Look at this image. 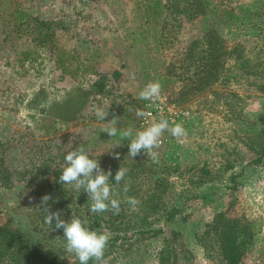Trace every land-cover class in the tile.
<instances>
[{
    "label": "rangeland",
    "instance_id": "rangeland-1",
    "mask_svg": "<svg viewBox=\"0 0 264 264\" xmlns=\"http://www.w3.org/2000/svg\"><path fill=\"white\" fill-rule=\"evenodd\" d=\"M202 1L162 0L154 10V0H0V228L53 250L60 264H79L63 230L38 210L49 195L62 219L73 213L110 237L106 264H158L159 255L170 263L175 251L177 264H224L215 223L256 221L240 264H264V0H210L211 14ZM16 8L28 14L24 24ZM211 31L223 69L207 78L202 40ZM149 81L161 83L187 130L178 147L164 133L156 162L143 150L128 156L130 141L119 135L146 127L137 110ZM97 108L109 112L105 121ZM113 116L120 122L111 138ZM79 146L112 172L119 214L91 213L83 189L48 187ZM121 166L128 172L116 185Z\"/></svg>",
    "mask_w": 264,
    "mask_h": 264
},
{
    "label": "clouds",
    "instance_id": "clouds-1",
    "mask_svg": "<svg viewBox=\"0 0 264 264\" xmlns=\"http://www.w3.org/2000/svg\"><path fill=\"white\" fill-rule=\"evenodd\" d=\"M162 85L159 81H149L139 92V99L146 101L158 100L161 96ZM96 117L105 121L109 115L103 108L95 110ZM144 112L137 110L138 117H144ZM120 122V118L113 116L108 122L111 127L105 129L111 138L118 135L116 125ZM168 132L178 141L187 136V130L182 123H175L170 126V122L161 117L159 120H153L147 127L140 130H133L131 127L120 129L119 135L122 139L130 141L128 156L133 159L141 154H145L149 160L156 162L158 160V151L161 144V137ZM120 146L119 144L116 147ZM93 154L87 152L83 146L76 147L69 151L65 156V166L62 174L59 176V182L63 185H69L74 191L83 189L88 194L89 211L91 213H104L112 211L119 214L121 201L116 198L118 193L113 192L109 184L112 172L105 173L101 167L99 160L90 158ZM114 158L119 159V153H114ZM128 169L120 167L115 174V184L120 185L127 175ZM124 193L129 191L125 184ZM51 199L49 195L42 198L41 206L38 210L45 216V223L49 226L55 221V229L63 230V237L66 241L65 250L69 254H74L79 264H89V261H95V264H106L104 259L105 250L108 246L110 237L99 230H90L85 226V222L72 213L70 221H65L61 217L60 212H52L48 207V201ZM126 203L130 205V211H136L139 200L136 197H126ZM71 208V205H69Z\"/></svg>",
    "mask_w": 264,
    "mask_h": 264
},
{
    "label": "trees",
    "instance_id": "trees-1",
    "mask_svg": "<svg viewBox=\"0 0 264 264\" xmlns=\"http://www.w3.org/2000/svg\"><path fill=\"white\" fill-rule=\"evenodd\" d=\"M179 1L184 2V0ZM210 6H212L210 0L202 1L201 7L207 10L210 14L213 12L215 13L217 10L214 7H212L214 9L209 10L208 8ZM153 7L154 10H160L162 8V0H154ZM155 13L158 14V11H155ZM14 16L19 24H24L28 14L16 8L14 11ZM202 41H204L203 45L205 54L208 56L207 64L205 65V73L207 78H213L221 68L223 69V66L220 65L221 62L219 55L220 49L218 48V36L214 33V31H211L210 33L206 34ZM22 54L24 58H27L30 52L27 51ZM59 67L62 68L61 65H59ZM64 72L69 73V71L65 69ZM118 75L119 73L116 72L114 76L117 77ZM205 86L206 85L199 86L197 89H202ZM60 186L61 183L56 179L53 183H50L48 187L60 188ZM251 223H253V225L250 226ZM251 223L241 219L225 218L221 221L218 220L215 223L216 227L214 229L217 231L219 239L218 249L222 258L224 259V264H240L243 255L250 250V247L253 245L259 234V231H257L255 225L256 221ZM177 255L178 253H176V251L173 252L170 263H168V260L165 256L159 255L158 264H177ZM58 256L59 255L51 249L38 250L34 248L32 245V239L29 237L27 238L22 232L12 230L7 226L3 229L0 228V263L60 264Z\"/></svg>",
    "mask_w": 264,
    "mask_h": 264
},
{
    "label": "built area",
    "instance_id": "built-area-1",
    "mask_svg": "<svg viewBox=\"0 0 264 264\" xmlns=\"http://www.w3.org/2000/svg\"><path fill=\"white\" fill-rule=\"evenodd\" d=\"M144 117H141L142 126H148L153 120H159L161 117L167 119L170 122V126L179 123L180 120L184 121V113L174 109L165 103L164 99L160 96L158 100L155 101H146L142 100ZM167 138L164 136L161 137L160 148L166 147ZM177 147L180 145V142L177 141ZM176 149L175 154L178 155Z\"/></svg>",
    "mask_w": 264,
    "mask_h": 264
}]
</instances>
